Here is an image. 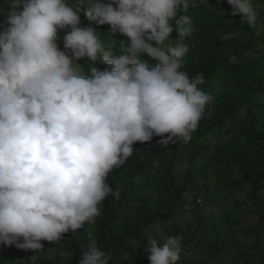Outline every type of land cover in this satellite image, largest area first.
<instances>
[{
  "label": "clouds",
  "instance_id": "obj_1",
  "mask_svg": "<svg viewBox=\"0 0 264 264\" xmlns=\"http://www.w3.org/2000/svg\"><path fill=\"white\" fill-rule=\"evenodd\" d=\"M6 2L7 9L0 7V244L37 253L42 241L56 243L95 224L109 196L120 199L108 177L136 142L190 141L213 96L202 87L203 73L190 78L182 70L193 0ZM227 3L250 27L260 19L254 0ZM81 13L127 41L81 26ZM82 58L87 66L78 63ZM97 61L108 67L101 70ZM88 236L78 264H110L111 254ZM147 243L150 264L180 261L181 237Z\"/></svg>",
  "mask_w": 264,
  "mask_h": 264
},
{
  "label": "trees",
  "instance_id": "obj_2",
  "mask_svg": "<svg viewBox=\"0 0 264 264\" xmlns=\"http://www.w3.org/2000/svg\"><path fill=\"white\" fill-rule=\"evenodd\" d=\"M254 1L259 4L260 19L250 27L239 15H232L227 0H193L196 6L186 13L193 32L184 41L189 52L182 70L190 78L203 73L204 90L217 79L227 88L213 96L190 141L164 145L162 137L153 136L149 142H136L133 155L108 177L120 199L106 198L95 224L66 233L56 243L42 241L44 250L30 255L36 257L35 264H78L89 232L111 254L110 264H150L147 241L153 226L176 222L187 214L192 219L175 233L182 246L178 264H264V0ZM0 7L7 9L6 0H0ZM229 33L233 35L224 39ZM172 39H178L175 31ZM116 41H127V37L118 33ZM190 42L204 52L196 60L186 59L193 48ZM141 55L155 63L147 54ZM78 63L87 66L89 61L82 58ZM96 66L108 67L99 61ZM215 131L230 137L217 143L206 166L201 163L207 148L203 139ZM185 163L192 169L201 165V169L178 176ZM199 171H205L203 177ZM239 191L245 197L236 201L238 229L254 234L243 250L238 248L228 214L220 219L225 228L221 236L199 212L202 206L219 204ZM202 192L204 205L198 202ZM250 215L254 220L244 223ZM14 248L7 246L6 252ZM32 257L18 263L31 264Z\"/></svg>",
  "mask_w": 264,
  "mask_h": 264
},
{
  "label": "rangeland",
  "instance_id": "obj_3",
  "mask_svg": "<svg viewBox=\"0 0 264 264\" xmlns=\"http://www.w3.org/2000/svg\"><path fill=\"white\" fill-rule=\"evenodd\" d=\"M71 2H73L71 0ZM102 2L107 3V0H102ZM74 3V2H73ZM257 11L259 12V4L257 1H254ZM75 6V4L73 5ZM81 19V26H91L97 31H100L102 35L104 36L105 39L111 38V39H117L118 37V32L113 33L111 31V28L109 25H97L94 22L88 21L87 18L83 15L80 17ZM4 16H0V30L4 27ZM67 31V29L60 30L62 34H64ZM61 35V39L57 42L58 45L60 46L61 49H63V35ZM195 38V35L192 36V39ZM114 41H112L113 43ZM107 43V42H106ZM190 44L193 46L192 52L190 56L186 57L187 60L188 58H192L193 60H196L202 53H204L199 47L194 45L193 43L190 42ZM86 59V58H85ZM227 88V84L223 83V81L220 80H215L211 83V85L205 89V91L211 93L212 96L218 95L220 92H222L224 89ZM227 137H230L229 135L225 134L224 132L220 131H215L210 133L206 138H204V145H207L206 150L202 154V161L201 163L204 162V165L208 166L209 165V160H208V155L213 152V149L217 147L218 142H223L227 139ZM201 169L200 166H195V168H191L188 163L184 164L183 168H180L178 171V176H183L188 172H192ZM205 171H199V177L204 173ZM203 177V175H202ZM245 197V193L242 191L236 192L232 196H230L227 200L223 201L221 200L219 204H215L214 206H209L208 204L205 206H202L199 209V212L203 218L206 220H209L208 224L212 225L213 228L212 230L216 231L219 235L221 236L224 235V226L222 222L220 221L222 214H228L230 221L232 222V225L234 226L235 230V238L238 241V248L240 250H243L246 248V246L254 239V234L252 235L250 232H242L241 230L238 229L239 225V216L236 214V201L237 199H241ZM253 216L250 215L246 217L244 220H242L244 223H250L254 219L252 218ZM192 219V216L190 214H187V216L183 219H176V222H164V223H156L152 230L149 233V238H155L157 239L160 243H163L169 236H175L176 231L178 229L185 228L187 223ZM212 232L213 236L216 237L214 234L215 232ZM6 245L0 244V264H17L21 258H29L31 259V250H24L20 249L15 246L14 250H10L9 252H6ZM7 254V258H4V254ZM19 264V263H18ZM31 264H35V262H32Z\"/></svg>",
  "mask_w": 264,
  "mask_h": 264
},
{
  "label": "built area",
  "instance_id": "obj_4",
  "mask_svg": "<svg viewBox=\"0 0 264 264\" xmlns=\"http://www.w3.org/2000/svg\"><path fill=\"white\" fill-rule=\"evenodd\" d=\"M202 194H203V192H202L201 195L199 196V198H198V202H199L201 205H204V203H205V198H204V196H203Z\"/></svg>",
  "mask_w": 264,
  "mask_h": 264
}]
</instances>
